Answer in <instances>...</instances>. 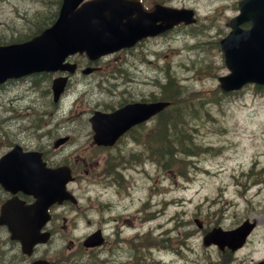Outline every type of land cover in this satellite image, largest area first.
<instances>
[{"label": "rangeland", "instance_id": "1", "mask_svg": "<svg viewBox=\"0 0 264 264\" xmlns=\"http://www.w3.org/2000/svg\"><path fill=\"white\" fill-rule=\"evenodd\" d=\"M174 1H178L175 5L184 4L198 11L200 16L194 25L208 26L205 31L212 29L209 38L201 40L200 45L191 50L186 46L177 49L179 38L164 41L159 55L162 57L153 60L157 66L163 64L156 77L161 78L165 70L174 72L170 78L174 77L204 103L196 110L200 116L190 120L195 126L190 137L199 147L190 157L178 161L173 171L156 172L147 166L151 176L145 177L141 166L140 171L129 170L130 187L126 196H117L112 186L105 187L102 183L85 188L84 196L95 199L98 195L113 202V215L129 214L130 221L120 224V233L125 236L137 230L143 236L146 233L147 246L151 245L150 252L156 260L154 263L149 258L152 264H249L252 258L264 259V90L259 92L248 87L229 96L219 95L216 90V76L225 73L226 68L220 49L215 44L210 45L208 40L215 41L222 36L223 22L232 14L234 0ZM56 8L57 0H0V44L14 36H26L35 22L44 18V13L49 21L53 16L50 13ZM165 58L167 60L163 61ZM147 74H152V69ZM90 78L84 79L88 88ZM40 81L37 82L41 84ZM32 84L21 80L0 88V123L10 124L15 132L17 128L24 129L25 133L31 132V125L41 117V121L48 122L46 127L51 133H72L64 147L68 154L74 146L82 148L87 139V127L81 119L87 114L72 109L79 108L80 97L74 99L77 83L69 87L52 117L35 110L49 105L43 104L46 97L41 89L32 88ZM94 96L88 90L83 97L85 104L80 108L87 107V99L92 101ZM180 102L186 104L188 99L184 97ZM200 102L193 101L197 106ZM63 117L66 119L57 123ZM77 131L82 134L80 139L73 137ZM245 217L254 219L256 226L244 245L233 254H225L214 244L202 243L203 233L212 226L231 228ZM194 218L200 220L201 227ZM83 230L84 221H80L77 233Z\"/></svg>", "mask_w": 264, "mask_h": 264}, {"label": "flooded vegetation", "instance_id": "2", "mask_svg": "<svg viewBox=\"0 0 264 264\" xmlns=\"http://www.w3.org/2000/svg\"><path fill=\"white\" fill-rule=\"evenodd\" d=\"M110 1L115 9L126 12L124 16L122 15V19L127 15L131 17L139 15L142 9H151L154 4H162V0ZM162 40L163 34L142 37L132 45L122 47L105 57L107 65L102 70L106 74H104L105 84L101 85L103 97L100 109L109 111L128 103L154 101L161 97V83L152 74L156 69L162 71L163 64L157 66L155 62L149 60L150 63H154L155 69L152 70V74L148 75L146 54L150 51L156 54L157 58L156 47L162 44ZM97 62L93 63L96 66L95 71L101 67ZM10 126L7 123H0V159L15 144H18L22 151H39L41 161L48 167L69 163L73 180L67 184V187L77 201L72 203L63 199L59 203L54 202L49 205L46 209L49 219L41 226L40 234L37 236L38 241L32 245L26 244L28 236L15 237L11 228L14 225L16 205H28L34 201V196L13 181L15 173H12L10 168H18L16 159H11L5 171L2 170V164H0V217H2L0 264H149L144 257L145 251L140 250V245L132 242L130 236L121 235L118 225H111V222L117 220L126 222L127 217L112 215V206L105 201L101 203L97 199L93 205L87 199L84 201L82 193L83 182L89 181V172L98 182H100L99 177L107 182L113 178L109 173L111 161L138 158V155L130 154L127 149L128 145L140 146V156L146 153L147 137L153 131L155 143L161 145L164 142L161 112L146 121L130 126L112 145H97V149L94 150L91 146L96 145L92 144L83 153L68 156L64 152L61 158L58 155L54 156V150L65 145V141L54 144L51 140L49 146L45 140L50 136V130H39L43 125H38V131H35L33 135L24 133L25 130L20 128H17L15 132V128H10ZM97 163L101 165L95 169ZM9 201L10 205L3 213V206ZM68 212L73 215L71 219L67 217ZM89 213L93 215L92 220L87 218ZM79 216L84 217L89 228L86 232L77 235L72 231L77 227ZM99 229L104 237L102 242L94 246H85L84 237Z\"/></svg>", "mask_w": 264, "mask_h": 264}, {"label": "water", "instance_id": "3", "mask_svg": "<svg viewBox=\"0 0 264 264\" xmlns=\"http://www.w3.org/2000/svg\"><path fill=\"white\" fill-rule=\"evenodd\" d=\"M78 2L79 0H64L57 19L41 34L23 43L1 46L0 80L6 76H19L44 68L72 70L74 65L62 64L64 56L69 52L81 50L82 47L94 54L108 51L107 48L114 41L117 42L115 46L120 47L131 42L127 40L135 39L138 32H155L168 27L171 22H187L190 19L189 10L156 7L152 12L143 13L139 22L129 21V25L125 27L116 16L106 19L101 13H95L92 3L77 9ZM236 5L239 13L228 21L231 29L220 39L224 61L230 70L228 74L219 76L223 90L239 88L248 81L264 84V0H239ZM156 20L161 23L155 25ZM244 22H249L250 25L241 27L240 24ZM64 83L65 78L53 80L55 96L60 93ZM164 104L165 102H156L142 109L122 108L113 114H102L100 124L112 123L140 111L145 115L160 109ZM97 123L95 122L96 125ZM96 129L99 132L96 135L98 141H105L110 130L99 126ZM51 178L50 173L48 179ZM253 226L254 222L245 219L231 230L213 228L204 235L203 242H215L220 248L227 245L235 249L243 243ZM96 239L97 233H94L86 243L93 244Z\"/></svg>", "mask_w": 264, "mask_h": 264}, {"label": "trees", "instance_id": "4", "mask_svg": "<svg viewBox=\"0 0 264 264\" xmlns=\"http://www.w3.org/2000/svg\"><path fill=\"white\" fill-rule=\"evenodd\" d=\"M259 88H260V86H259ZM183 110H184V108H179L178 109V112H179V116L178 117H180L181 119L184 117V114H185V113L182 112ZM165 121H167V119ZM162 132L164 134L163 137L165 135H167L165 128L163 129ZM180 133L183 134L184 131L180 130ZM167 138H169V136ZM178 140H179L178 141L179 142V145H178V153H179L178 154L179 155L178 156V160L181 162V161H183V158H184L185 155H188L189 153H190V155L195 153V151H196V149H198L199 145L196 144L195 142L191 141L190 136L187 133H185V135H182V136L178 137ZM163 150H164L163 151L164 159H163L162 165L165 168L169 164V162H167V159L170 160L171 157L174 155V152H172L170 150V148H167V147H163ZM166 154L168 155L167 159H165L166 158L165 157Z\"/></svg>", "mask_w": 264, "mask_h": 264}]
</instances>
